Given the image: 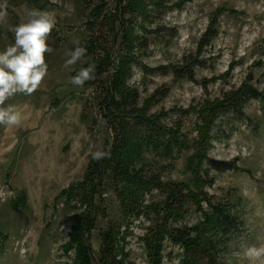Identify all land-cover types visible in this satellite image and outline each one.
I'll list each match as a JSON object with an SVG mask.
<instances>
[{"label": "rangeland", "instance_id": "1", "mask_svg": "<svg viewBox=\"0 0 264 264\" xmlns=\"http://www.w3.org/2000/svg\"><path fill=\"white\" fill-rule=\"evenodd\" d=\"M118 1L8 0L7 24H0V51L14 43L8 24H18L26 9L48 11L57 23L48 37L54 48L46 54L48 75L32 95L17 94L7 102L21 112V124L0 125V230L9 235L0 253V264H73L74 253L65 255L62 246L69 241L76 203L68 204L62 191L82 182L91 154L103 141L106 124L96 108L90 107L93 86L69 83V78L85 67L86 60L68 68L64 64L67 54L77 46H85L87 37L95 32L88 25L94 10L105 3L102 14L111 12ZM214 17H218L219 35L201 55L207 66L195 68V81L176 79L171 67L182 66L186 59L197 56L200 40ZM109 28L105 25L101 30L109 35ZM146 29L143 35L137 28L138 35L149 40L146 50H137L143 64L151 69H170L143 74L141 66L135 67L131 85L139 89L142 102L157 96L152 112H167L168 124L183 115L185 133L190 138L197 134L195 116L182 114L181 110L239 88L251 72L254 87L264 90V0H168L167 9L154 14ZM111 42L114 53L121 54L119 41ZM234 61L237 63L227 76ZM263 113L262 102L250 100L245 108L246 119L231 115L221 119L214 131L216 139L209 155L221 165L206 162L204 170L215 182L206 185L205 190L214 203L233 205L231 210L241 222L240 231L232 237L218 264H249L244 249L264 242ZM97 119L98 125L91 131V122ZM192 153L185 150L174 168L163 171V180L190 182ZM23 194L26 201L17 205ZM155 195L159 198L157 192ZM98 208L94 236L110 220L126 224L112 193L103 195ZM200 219L201 213L191 209L182 224L194 226ZM130 223L134 233L127 247L131 262L148 264L141 239L150 224L143 217L133 218ZM92 244L97 254V241ZM171 252L172 260L168 257ZM181 253L178 247L166 243L163 264H179Z\"/></svg>", "mask_w": 264, "mask_h": 264}, {"label": "trees", "instance_id": "2", "mask_svg": "<svg viewBox=\"0 0 264 264\" xmlns=\"http://www.w3.org/2000/svg\"><path fill=\"white\" fill-rule=\"evenodd\" d=\"M105 6V3L99 5L88 22L95 32L85 41V67L93 66L95 72L84 86H93L90 107L96 108L106 124L103 141L96 151L109 154L101 160L93 159L91 154L82 182L62 191L68 204L76 203L69 241L62 246V251L65 255L74 253L73 264H134L131 250H127L128 239L134 236L130 222L143 217L150 224L141 239L148 264H163L166 243L182 250L178 254L179 264H218L232 237L240 231L241 222L231 210L233 205L213 202L205 187L213 184L215 178L204 167L206 162L216 167L221 165L209 155L219 121L231 115L246 119L245 108L250 100L261 101L264 109V90L254 87L251 72L239 88L181 110L182 114L195 116L197 134L190 138L185 133L183 115L168 124L167 112H152L157 96L142 102L139 89L131 85L135 67L141 66L143 74L170 69L147 67L142 62V54L137 52L139 48L149 47V40L139 36L137 28L144 35L147 23L154 14L167 9L168 0H119L114 10L102 14ZM105 25L110 27L109 35L101 30ZM218 35V17H214L200 40L197 56L186 59L182 66L171 67L176 79L195 81V68L207 66L201 55ZM111 40L113 44L119 41L121 54L114 53ZM236 63H231L227 76ZM204 85L207 87V82ZM91 123L94 131L98 119ZM185 150L193 151L189 159L190 182L163 180V171L174 168ZM108 192L118 200L126 224L110 220L94 236L99 201ZM25 201L23 194L17 205ZM191 209L200 212L201 219L194 226L183 225ZM8 238L0 230V253ZM93 240L98 243L97 254ZM173 255L169 253V259Z\"/></svg>", "mask_w": 264, "mask_h": 264}, {"label": "clouds", "instance_id": "3", "mask_svg": "<svg viewBox=\"0 0 264 264\" xmlns=\"http://www.w3.org/2000/svg\"><path fill=\"white\" fill-rule=\"evenodd\" d=\"M8 0H0V24H7ZM56 17L48 11L26 9L16 25L8 24V31L14 34V43L0 51V125L19 126L21 112L15 105L7 103L17 94L32 95L48 75L46 54L54 51L48 37L56 26ZM87 54L84 46H77L68 53L66 68L82 61ZM93 66L81 67L69 78L73 86L83 87L93 78ZM109 153L98 150L92 153L95 160H101ZM249 264H264V242L247 246L243 252Z\"/></svg>", "mask_w": 264, "mask_h": 264}]
</instances>
